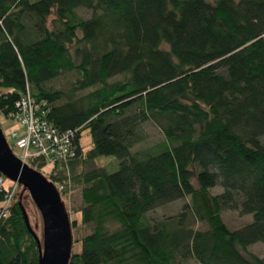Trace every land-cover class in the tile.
Listing matches in <instances>:
<instances>
[{"label": "trees", "instance_id": "16d2710c", "mask_svg": "<svg viewBox=\"0 0 264 264\" xmlns=\"http://www.w3.org/2000/svg\"><path fill=\"white\" fill-rule=\"evenodd\" d=\"M70 72L69 89L50 87ZM26 94L73 133L72 158L27 163L60 197L79 192L67 264H264L247 250L264 246V0H0V116ZM146 122L163 141L133 152ZM185 198L179 215L148 217ZM13 199L0 264H39ZM226 210L251 222L231 231Z\"/></svg>", "mask_w": 264, "mask_h": 264}, {"label": "rangeland", "instance_id": "374dc122", "mask_svg": "<svg viewBox=\"0 0 264 264\" xmlns=\"http://www.w3.org/2000/svg\"><path fill=\"white\" fill-rule=\"evenodd\" d=\"M77 13L83 19H88L90 18V15H91L90 12L83 10V9H78ZM77 79H78V76L76 73L74 72L65 73V74H62L60 77H58L55 81H53L50 84V87H52V89H55V90L65 91L69 89L71 85ZM0 124H1L0 130L10 148L11 145L8 139L9 132L11 130H17L19 132L20 131L19 127L13 121L9 119L4 120L1 116H0ZM140 135L142 136V139L138 144H136L133 147L132 149L133 152L151 148L155 146L156 144L163 141V136L161 132L151 122H146L141 125ZM87 142H88V136L83 135L81 138V143L84 145ZM10 150L15 157L20 158L19 157L21 155L20 150H17L14 148H10ZM94 165L105 168L108 173H113L118 169V161L111 157H108V158L102 157L98 159ZM21 189L23 188L21 187L19 189L17 187L15 194L18 193L21 206L26 215L27 222H28V225L31 231L34 233V235L39 239L41 243L42 242V232H43L41 217L38 211L36 210V208L34 207L29 197V194L25 190H21ZM70 190L71 191L68 192L67 194L61 193L60 198H62V203H64V205L66 206L69 212L68 218L70 222H78L79 217H78V214L75 212L74 208L80 205L79 192L78 190H72V189ZM221 191L222 190L220 188L216 187L215 189H213L212 193L220 194ZM188 201H189L188 198H185V199L178 200L170 204L161 206L153 210L152 212H150L148 214V217L152 220L159 221V220L167 219L169 217L177 216L181 213L182 206ZM222 220L225 226L229 230L235 231V230H239L243 228L244 226L248 225L251 222V216L242 215L240 214L238 210H226L222 213ZM192 228L195 230L202 231L206 229V226L201 223H196L192 226ZM73 236L74 237L79 236V233L77 232V230L73 231ZM247 250L248 252L252 253L258 258H262V259L264 258V246L262 244L257 243V244L251 245L250 247L247 248ZM79 252H80V245L77 243H74L71 246V253L77 254ZM189 264H195V263L191 261L189 262Z\"/></svg>", "mask_w": 264, "mask_h": 264}, {"label": "water", "instance_id": "95a60500", "mask_svg": "<svg viewBox=\"0 0 264 264\" xmlns=\"http://www.w3.org/2000/svg\"><path fill=\"white\" fill-rule=\"evenodd\" d=\"M0 175L20 185L38 211L42 221V242L26 226L35 239L39 264H67L71 252L70 220L65 213L60 195L45 177L15 157L0 130Z\"/></svg>", "mask_w": 264, "mask_h": 264}, {"label": "built area", "instance_id": "2783aa9c", "mask_svg": "<svg viewBox=\"0 0 264 264\" xmlns=\"http://www.w3.org/2000/svg\"><path fill=\"white\" fill-rule=\"evenodd\" d=\"M16 110L9 116L19 127L17 130H11L8 139L11 148L21 151L19 156L23 163H28L32 159L43 158L47 163L64 162L73 157L72 137L73 133H58L54 128L44 121V114H39V105L26 94L16 104ZM6 180L0 175V194H3L0 200V220L5 217V213L10 208L13 196L18 185L8 181L11 185L3 193ZM56 191L60 194L62 187Z\"/></svg>", "mask_w": 264, "mask_h": 264}]
</instances>
